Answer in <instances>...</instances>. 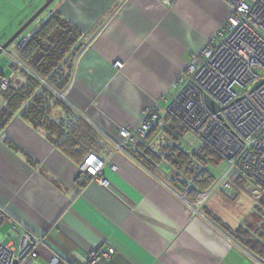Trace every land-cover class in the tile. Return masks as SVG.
I'll return each mask as SVG.
<instances>
[{"label":"crops","instance_id":"0c3cea01","mask_svg":"<svg viewBox=\"0 0 264 264\" xmlns=\"http://www.w3.org/2000/svg\"><path fill=\"white\" fill-rule=\"evenodd\" d=\"M56 2L50 13L75 24L84 33L82 45H89L62 91L76 108H68L59 91L30 85L11 57L0 55L6 58L0 75L12 77L14 92L25 94L21 104H44L34 121L18 107L0 133V206L8 217L0 241L18 248L25 232L41 239L29 264H52L53 258L90 264L92 252L109 250L114 253L97 264H264V248L239 230L242 218L234 214L229 222L223 215L235 207L228 197L234 193L218 192L199 213L181 199L192 201L191 184L162 159L158 141H151V152L161 155L147 165L139 158L142 149L120 150L114 139L119 126H136L147 110L159 112L161 126L172 118L167 108L176 80L226 19L225 1ZM13 52L18 56L14 46ZM117 62L123 66L116 68ZM72 113L89 119L95 142L81 139L64 148L62 122ZM44 120L57 125L49 130ZM92 153L107 163L102 177L108 187L82 179Z\"/></svg>","mask_w":264,"mask_h":264},{"label":"built area","instance_id":"2783aa9c","mask_svg":"<svg viewBox=\"0 0 264 264\" xmlns=\"http://www.w3.org/2000/svg\"><path fill=\"white\" fill-rule=\"evenodd\" d=\"M224 1L229 7L226 19L204 47L193 54L191 62L176 80L178 90L170 98L167 108L172 118L191 135L192 144L211 148L227 164L221 177L195 201L180 196L199 213V207L214 192L233 193L235 176L264 190V0ZM30 29L15 41L18 49H23L31 38L33 30ZM6 54L13 64L28 70L8 50ZM114 66L121 68L123 64L117 62ZM12 80V77L0 75V88L6 90ZM57 94L65 99L67 91ZM205 95L219 105L223 120L206 107ZM69 105L76 108L71 102ZM75 122L76 119L71 118L68 124L72 126ZM159 122V112L150 109L136 126H119L114 135L117 148L137 150ZM106 164L96 154H90L81 167L83 181H95L108 187L109 181L102 177ZM116 169L112 165V170ZM7 218L0 206V226ZM21 236L18 248L0 241V264H29L38 256L35 247L41 239L33 238L28 232ZM113 253V250L92 252L89 263L97 264L101 257L109 258ZM52 264L68 263L53 258Z\"/></svg>","mask_w":264,"mask_h":264},{"label":"trees","instance_id":"16d2710c","mask_svg":"<svg viewBox=\"0 0 264 264\" xmlns=\"http://www.w3.org/2000/svg\"><path fill=\"white\" fill-rule=\"evenodd\" d=\"M83 36L84 33L59 12H52L46 19L41 20V27L36 28L25 47L19 53V57L24 63L23 65L29 70L22 68L28 76L29 84L32 86L39 85L42 88L47 86L62 92L72 79L75 64L89 47L85 43L82 45ZM15 67L19 68L16 64ZM43 81L47 84H44ZM44 89L48 91V89ZM23 97H25L24 93L14 92L12 82L6 90L0 88V99L7 102L6 105L0 104V133L6 128L16 109L20 106H23L21 112H25V117H22L30 121L35 120L34 115H38L40 112L43 113L40 109L44 104L38 102L36 106L31 107L30 105L29 108L27 103L21 104ZM67 107L70 108L71 106L67 104ZM71 118L76 119L75 124L72 126L68 124ZM62 123L65 125L64 148L67 149L72 141L80 143L81 139L88 144L95 142L97 131L83 117L72 113ZM43 124L48 125L49 130L57 125V123H51L49 120H44ZM82 135L86 140L82 138ZM151 141H158V149L164 156L162 159L168 162L175 170L176 176L181 181L191 184L192 189L188 191V196L190 195L192 199L212 186L216 179L214 170L216 171L218 166H220L221 158L211 148L203 144H192L188 131L176 119L170 118L162 126L159 122L140 143L135 152L143 150L139 158L147 165L148 161L152 163L157 155H161L160 153L152 155ZM239 179L243 178L239 177ZM232 181L233 184L237 182L235 180ZM231 196L233 195L231 194ZM223 225L230 229L228 225ZM249 234L252 238H245L248 243L250 242L254 247L260 246L263 249L264 244L251 232Z\"/></svg>","mask_w":264,"mask_h":264},{"label":"rangeland","instance_id":"374dc122","mask_svg":"<svg viewBox=\"0 0 264 264\" xmlns=\"http://www.w3.org/2000/svg\"><path fill=\"white\" fill-rule=\"evenodd\" d=\"M46 1L47 0H0V44H5L16 33L18 26L20 24L23 26L39 9L43 7ZM56 4V1L53 2L30 26V30H33V33L36 28L41 27L40 20L46 19L49 14L51 15L50 12L53 10ZM15 44L16 42H14L12 46H14L20 53L22 49H18ZM11 47L9 49L10 54L23 65L24 63L21 61L19 54L17 56L15 52H13L14 54L11 53ZM4 54L6 55V51L2 55L5 56ZM5 59V57L4 59H0L1 64L4 63ZM43 83L47 84L45 81H43ZM65 100L69 105L70 101L66 97ZM170 117L172 116L170 115ZM226 169L227 164L225 161H223L219 168L216 169V171L214 170L216 177L215 181L221 177L223 171ZM235 178H237V176L233 177V179ZM191 189L192 187L189 189V191ZM233 193L235 196H227L229 197V200H231L230 203L234 204L235 207L231 208L229 213L224 212V217L230 222L232 221V216L237 214V219L241 217L242 223H244L239 230L242 232H251L261 243L264 244V190L247 179H238V181L233 184ZM217 194V192H214L207 202ZM196 198L197 197L192 199V201H195ZM201 208L202 206H200L198 209L200 212Z\"/></svg>","mask_w":264,"mask_h":264},{"label":"water","instance_id":"95a60500","mask_svg":"<svg viewBox=\"0 0 264 264\" xmlns=\"http://www.w3.org/2000/svg\"><path fill=\"white\" fill-rule=\"evenodd\" d=\"M56 0H47L46 3L43 5L41 9H39L23 26H21L16 33L3 45H0V55H2L5 51L10 49L13 43L19 38L38 18L39 16L44 13V11ZM261 82L257 84L259 86ZM205 104L207 108L213 113L216 114L218 118L223 120L220 114V107L219 105L213 101L209 96H204Z\"/></svg>","mask_w":264,"mask_h":264},{"label":"clouds","instance_id":"9594fccd","mask_svg":"<svg viewBox=\"0 0 264 264\" xmlns=\"http://www.w3.org/2000/svg\"><path fill=\"white\" fill-rule=\"evenodd\" d=\"M8 51H9V49H8Z\"/></svg>","mask_w":264,"mask_h":264},{"label":"flooded vegetation","instance_id":"af4514ba","mask_svg":"<svg viewBox=\"0 0 264 264\" xmlns=\"http://www.w3.org/2000/svg\"><path fill=\"white\" fill-rule=\"evenodd\" d=\"M222 160V159H221ZM223 161V160H222Z\"/></svg>","mask_w":264,"mask_h":264},{"label":"bare ground","instance_id":"6f19581e","mask_svg":"<svg viewBox=\"0 0 264 264\" xmlns=\"http://www.w3.org/2000/svg\"><path fill=\"white\" fill-rule=\"evenodd\" d=\"M207 107V106H206Z\"/></svg>","mask_w":264,"mask_h":264}]
</instances>
